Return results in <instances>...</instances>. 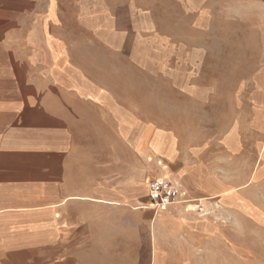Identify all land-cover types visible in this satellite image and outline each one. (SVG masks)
I'll use <instances>...</instances> for the list:
<instances>
[{"label":"crops","instance_id":"crops-1","mask_svg":"<svg viewBox=\"0 0 264 264\" xmlns=\"http://www.w3.org/2000/svg\"><path fill=\"white\" fill-rule=\"evenodd\" d=\"M207 1L0 0V264L245 263L240 242L264 235V142L253 137L264 68L251 62L249 84L211 80L213 57L222 67L232 55L242 79L245 38L213 43ZM237 4L257 33L264 0ZM197 25L209 75L199 86ZM245 85L247 121L231 107L226 123L217 112L199 127L197 103L224 106L212 90ZM159 178L178 181L186 202L156 212L148 183Z\"/></svg>","mask_w":264,"mask_h":264},{"label":"rangeland","instance_id":"rangeland-1","mask_svg":"<svg viewBox=\"0 0 264 264\" xmlns=\"http://www.w3.org/2000/svg\"><path fill=\"white\" fill-rule=\"evenodd\" d=\"M238 0H208L207 5L211 6L212 8V34L213 39L215 42L219 45L220 40V33H228V34H235L241 32L244 36L245 40L244 43V57L242 60H244V63L240 65V69L243 70L242 73V79L240 78L241 73L234 72L235 68L232 67V64L236 62V60H239L240 58L232 56L224 57V62L226 64L231 65H225L223 64L222 67H220V58L219 57H213V71L211 74L212 81H221L225 86H229V84H233L234 82L238 81H244V84H249L251 81L253 75V64L252 61H257V59L260 61V67L261 70L264 68V25L260 27L257 33L252 32V25H239L236 18H238L241 13V9H237V5L241 8L244 7L243 11L244 14H248V16L251 15L250 9H246V4L241 5L237 4ZM250 2L251 0H245V2ZM197 6L203 7L204 6V0H196ZM199 9V8H197ZM181 20V30L183 29ZM200 25H197L196 27V56H195V69L194 73H190L194 75L197 85H202L205 81H207V77L209 75L206 74L204 71V56H203V35H202V29L200 28ZM257 28V26H255ZM190 32H192L190 30ZM235 36V35H233ZM253 38H255V41H252ZM239 44V43H238ZM239 50V49H238ZM255 53H258V58L255 57ZM253 54V56H249ZM234 66V65H233ZM246 86V85H245ZM254 89H251V87H245V88H217L213 89V96H222L226 98L224 100V106L219 105H212L208 111L206 110L209 106L203 105L202 103H197L195 105V122L199 124V127H203V125L206 124L209 120H217V115L215 114L217 112L222 113V120L226 123L228 118L232 116L231 112L228 110L231 109V107H234L236 109V117L242 119V121H247L249 117H251V110L250 105L247 103L249 102V99L254 96ZM261 93H259V97L262 101L264 98V90H260ZM196 96L197 99L201 102L203 101V97L205 96L203 89H196ZM239 97L240 101H242L244 104L242 105H235L228 103L229 97ZM222 107V108H221ZM208 114V115H207ZM212 114L213 116L210 118L209 115ZM215 114V115H214ZM260 121H259V127L260 132L254 133L253 137H259V141L261 143V146L264 142V117L260 115ZM244 131V130H243ZM259 134V135H258ZM259 195V203L264 207V183L259 184V186L255 187L254 192ZM259 239L258 240H251V239H244L241 241V245L243 247H248V255L245 254L244 264H264V235L259 233L258 234ZM253 246V247H250ZM244 252L246 253L247 250L245 249Z\"/></svg>","mask_w":264,"mask_h":264},{"label":"built area","instance_id":"built-area-1","mask_svg":"<svg viewBox=\"0 0 264 264\" xmlns=\"http://www.w3.org/2000/svg\"><path fill=\"white\" fill-rule=\"evenodd\" d=\"M148 194L152 207L156 212H165L171 206L186 202L182 185L171 178H159L149 181ZM195 209L202 211L200 205H197Z\"/></svg>","mask_w":264,"mask_h":264}]
</instances>
